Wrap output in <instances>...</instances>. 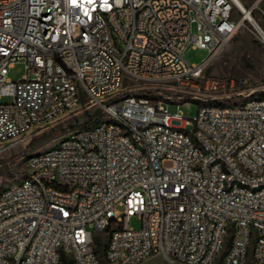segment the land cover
Segmentation results:
<instances>
[{"label":"built area","instance_id":"built-area-1","mask_svg":"<svg viewBox=\"0 0 264 264\" xmlns=\"http://www.w3.org/2000/svg\"><path fill=\"white\" fill-rule=\"evenodd\" d=\"M254 8L0 0V154L77 110L102 112L0 190V264H264V88L205 74L238 29L264 43ZM189 47L208 56L189 63ZM173 87L194 117L162 93Z\"/></svg>","mask_w":264,"mask_h":264},{"label":"rangeland","instance_id":"rangeland-1","mask_svg":"<svg viewBox=\"0 0 264 264\" xmlns=\"http://www.w3.org/2000/svg\"><path fill=\"white\" fill-rule=\"evenodd\" d=\"M246 9L253 5L252 16L264 30V0H240ZM208 56V51L203 48L189 47L184 53V58L189 63H200ZM26 73L25 63L16 62L9 68L7 76L17 81ZM205 74L213 75H239L250 79L252 86L264 88V43L260 41L248 28H240L208 63ZM200 91H203L199 85ZM163 94L170 96L174 102H179L178 111L186 117H194L197 114L198 104L186 90L179 87L163 90ZM11 97L5 96L0 102H10ZM187 101V102H186ZM185 102V103H182ZM97 111L94 107L87 110H77L75 114L58 122L50 129L40 130L27 136L23 143L0 154V190L10 181L20 180L26 171V158L30 153L45 150L55 144L60 135L70 129L80 127L88 119V114ZM52 131L47 139H39L44 133ZM35 140V141H34ZM129 226L140 227V220L134 216L129 221ZM103 244L107 236L101 235ZM103 245L97 246V252L101 257ZM69 264V263H65Z\"/></svg>","mask_w":264,"mask_h":264},{"label":"trees","instance_id":"trees-1","mask_svg":"<svg viewBox=\"0 0 264 264\" xmlns=\"http://www.w3.org/2000/svg\"><path fill=\"white\" fill-rule=\"evenodd\" d=\"M264 98V90L259 93ZM102 116V112L97 110L92 114H88V119L80 127H89L96 123V121ZM52 131L44 133L39 139H47L52 135ZM35 141V140H34Z\"/></svg>","mask_w":264,"mask_h":264},{"label":"bare ground","instance_id":"bare-ground-1","mask_svg":"<svg viewBox=\"0 0 264 264\" xmlns=\"http://www.w3.org/2000/svg\"><path fill=\"white\" fill-rule=\"evenodd\" d=\"M233 2H234L236 5L240 6V7L244 10L245 18H247V17L250 16V15L248 14V9H246V8L243 6V4L241 3L240 0H233Z\"/></svg>","mask_w":264,"mask_h":264}]
</instances>
